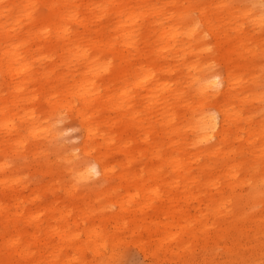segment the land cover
Wrapping results in <instances>:
<instances>
[{
    "label": "bare ground",
    "instance_id": "obj_1",
    "mask_svg": "<svg viewBox=\"0 0 264 264\" xmlns=\"http://www.w3.org/2000/svg\"><path fill=\"white\" fill-rule=\"evenodd\" d=\"M252 1L196 4L205 24L217 13L230 17L235 27L239 17L258 15L253 9L261 5ZM180 4L0 0V264H40L37 251L61 241L73 247L81 236L98 241L108 223H114L113 234L160 235L163 247L167 237L190 233L188 225L177 222L195 217L188 211L191 202L195 210L209 206L197 214L203 221L194 232L207 235L214 227L208 218H246L239 211L222 214L227 205L264 201V105L255 125L250 115L244 127L249 144L244 147L235 144L243 126L230 106L232 99L255 92L264 102V89L247 92L235 86L242 73L252 74L250 63L241 61L247 57L242 50H253L237 35V51L225 57L240 72L228 62L223 72L215 70L201 57L206 46L195 27L174 25L181 12L190 10ZM147 28L151 34L143 31ZM194 47L199 56L191 57ZM153 51L162 59L156 64ZM176 62L191 88L163 73ZM197 95L193 104L190 98ZM178 107L189 111L177 113ZM65 112L79 121L86 156L65 150L59 140ZM215 135L216 142L201 145ZM28 153L48 180L25 195V180L7 170L3 155ZM47 153L54 154L52 160L44 159ZM234 226L214 233L230 234ZM41 235L49 238L41 241ZM61 261L72 264L75 258ZM51 262L52 257L42 260Z\"/></svg>",
    "mask_w": 264,
    "mask_h": 264
},
{
    "label": "rangeland",
    "instance_id": "obj_2",
    "mask_svg": "<svg viewBox=\"0 0 264 264\" xmlns=\"http://www.w3.org/2000/svg\"><path fill=\"white\" fill-rule=\"evenodd\" d=\"M179 1L181 3L180 6L190 5V10L181 12V15H179V18H177V22L174 25L180 28L184 26L191 27L192 25L195 27L198 39L203 40L202 42L206 46V49L202 50L201 57L204 60L210 61L215 70L223 72L225 63L227 62L233 68L235 66L234 62L227 60L225 53H227V51H230L231 53L237 51L234 49V45L235 40H237V35H239L248 43L250 49L253 50V52H244L242 50L247 57L246 60L241 61V63H244L245 61L250 63L252 74L248 75V71H246V73H242L241 71L242 74L240 79L235 81V86H239L240 88L247 90V92H252L257 89L263 90L264 0H255L261 5L260 8L253 9V12L257 9V16L248 18L241 16L239 17L238 23L235 24V27L231 26L233 25L231 24L233 20L224 13V15L212 13L210 23L205 24L203 21L205 16L199 12L196 2L198 3L199 1L204 2L208 0H191L189 2L188 0ZM249 1L252 5L253 1ZM167 5L172 6L171 3ZM215 5L222 7L221 3H216L214 6ZM259 15L263 16V18L261 17L260 19ZM256 17H259V20H254ZM220 23L223 24L220 25ZM143 31L151 34L148 28L143 29ZM254 46L255 48H253ZM196 47H194V53L191 54V57L199 56V54H197L198 48ZM157 54V51H153L152 56L153 60H155V64L158 60H162ZM162 62L164 61H161L160 63ZM176 64L173 67L171 65V69L166 67L163 73L172 75V77L180 80V85H185L184 87L191 88L190 82L185 81L187 79L185 78L186 76L183 77L186 73L182 64ZM162 65L165 64L163 63ZM233 69L234 71L241 70L240 67ZM221 87L222 85L218 88ZM198 96L199 95L191 97L190 101L194 100L192 103L195 104L194 102ZM211 105L212 103L209 101V106ZM263 105L264 102L257 98L256 92L248 96V98H243L241 94L240 98L231 100L230 106L235 107L234 111H232V115L234 118L238 117V120L236 121L239 125L243 126L242 130H244L238 132L239 136L235 142L236 145L241 144L243 147L249 145L246 141L247 134L246 128L244 127L248 125L250 115L253 118L252 125H255L254 123L262 117L259 109H261ZM182 111H189V108L178 107L177 113ZM110 114L112 117L114 116V112L111 111ZM63 115L65 119L60 122L62 131L59 138L60 142L64 145L65 150H75L79 152L81 157L86 156L80 149L83 139L78 119H76L75 116H72L70 112H65ZM178 118L180 120L181 116L178 115ZM219 118L220 115L218 116V119ZM183 134L189 139L193 136L191 131H186ZM229 135H231V133ZM216 141L217 136L215 135L210 141L201 142V145H207ZM32 156L31 153L26 154L24 157L3 155V158L6 159L8 163L7 170L15 171L25 180L26 187L23 189L25 195L29 194L30 187L48 180L46 175L37 170L38 165H35ZM46 157L47 159L52 160L54 154L47 153L45 154L44 159ZM56 166L57 164L53 163V167L56 168ZM64 175L67 177L68 172H65ZM195 207H197V204L191 202L188 206V211L196 218L199 212L205 213L206 211H209L208 204H201L199 206L200 209L198 210H195ZM113 208L117 209V207L114 206ZM233 211L236 213L239 211L241 214L243 212L244 214L242 215L246 214V218L238 219L234 222L233 220L229 222L227 218L224 219L223 217L221 218L218 216L217 218L214 217L215 219L208 218L206 222H209L208 224L214 227L210 232H207V235L194 233L200 226L201 221H203V218L199 216V219L189 217L178 221L177 224L179 225H188L189 231L187 232L190 233H180L176 238H171L172 236L167 237L163 240V247L158 246L159 240L162 239L160 235H155L154 237L143 235L138 237L121 232L113 234V231H115V228L113 229L114 223H103L108 231L107 234L104 233L105 239L99 238L98 241L92 239L87 241L85 236H81L77 241H73V247L69 246L67 242L61 241L54 243L53 247H50L45 251L38 252L37 247L35 246L31 248V251H37L36 256L41 259L40 264H43L42 260L49 257L54 258V262L57 260L58 264H61L64 262L61 260H64L68 256L75 258V262L72 264H264V201L259 203H244L241 205L231 203L230 205H227L221 213L225 214ZM248 215L252 216L249 217ZM77 223L80 222L78 221ZM229 223H233L237 230L227 235L214 233L215 229L225 227ZM109 234H112V237ZM47 237L48 236L41 235L40 240L47 241ZM55 239H57V237ZM83 240L87 241V243L84 247L80 248L79 246L83 244ZM102 240L105 242H102ZM102 245H104V247ZM6 254H9V252L7 251ZM54 262H51V264H54Z\"/></svg>",
    "mask_w": 264,
    "mask_h": 264
}]
</instances>
